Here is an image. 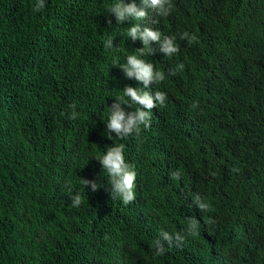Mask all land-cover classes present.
I'll return each instance as SVG.
<instances>
[{
	"label": "trees",
	"instance_id": "1",
	"mask_svg": "<svg viewBox=\"0 0 264 264\" xmlns=\"http://www.w3.org/2000/svg\"><path fill=\"white\" fill-rule=\"evenodd\" d=\"M37 2L0 0V264H264V0L146 9L140 23L179 49L142 57L165 74L145 90L167 99L150 127L111 139L109 106L144 87L118 65L142 42L108 13L115 0ZM115 144L136 172L128 204L96 159Z\"/></svg>",
	"mask_w": 264,
	"mask_h": 264
},
{
	"label": "clouds",
	"instance_id": "2",
	"mask_svg": "<svg viewBox=\"0 0 264 264\" xmlns=\"http://www.w3.org/2000/svg\"><path fill=\"white\" fill-rule=\"evenodd\" d=\"M141 5L138 7L135 0H132V2L115 0L107 9L109 14L114 15L116 23L123 24L126 21L129 23L126 34L132 41L139 39L143 44V47L137 48L138 54L128 55L126 63L118 66L126 78L134 77L137 82L144 86L133 87L132 85H126L123 88V96L116 97L114 102L109 106L108 119L105 123L107 129L106 135L109 139H111V134L113 133L117 137L126 138L133 133L138 134L141 125L144 128L150 127L151 110L158 105H165L167 96L164 92L155 91L153 94L145 90L153 83L156 84L165 80L164 72L156 70L151 62L142 58L145 50L150 49V46L155 43L159 47L157 49L151 48L149 54L159 51L165 56H172L179 51L174 36H163L162 38L160 31L140 23L148 17L146 9L149 8L156 10V13L160 16L169 15L172 9L171 0H141ZM44 7V0H38L33 10L39 11ZM132 21H136V23H132ZM108 22L111 23V19ZM185 38L188 39L189 43L195 40V37H189L188 33L182 34L181 39ZM106 47H113V39L106 41ZM183 67V64L177 65V69L172 70V74L174 75L176 70H182ZM124 97H127L128 100H125ZM126 105L131 108H133V105H138V107L133 108L134 110L126 111L124 107ZM72 107L71 118L76 119L75 105H72ZM96 159L108 174V185L111 186L112 198L118 197L122 199L124 204L133 201L135 199L136 172L125 160L124 146L122 144L112 145L107 148L103 155L97 156ZM179 176V172L173 173L174 178L179 179ZM84 184L90 186L92 191H97L101 187L96 180L84 179ZM194 201L201 211L209 210V205L199 195L194 197ZM71 202L73 206L79 207L82 203L81 195L76 193L71 196ZM198 227V222L194 220L189 221V232L194 234ZM161 235L164 240L171 241L172 239L166 232ZM177 239H182V237L177 235ZM154 246L156 248V255L164 254L160 240L154 241Z\"/></svg>",
	"mask_w": 264,
	"mask_h": 264
}]
</instances>
